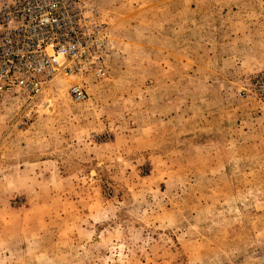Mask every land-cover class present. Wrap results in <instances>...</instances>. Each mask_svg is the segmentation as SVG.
<instances>
[{
	"label": "rangeland",
	"instance_id": "1",
	"mask_svg": "<svg viewBox=\"0 0 264 264\" xmlns=\"http://www.w3.org/2000/svg\"><path fill=\"white\" fill-rule=\"evenodd\" d=\"M105 77L0 107V264H264V0H84Z\"/></svg>",
	"mask_w": 264,
	"mask_h": 264
},
{
	"label": "built area",
	"instance_id": "2",
	"mask_svg": "<svg viewBox=\"0 0 264 264\" xmlns=\"http://www.w3.org/2000/svg\"><path fill=\"white\" fill-rule=\"evenodd\" d=\"M104 25L84 0H0V107L11 91L36 97L59 75L76 79L73 101L87 98L83 76L100 82Z\"/></svg>",
	"mask_w": 264,
	"mask_h": 264
}]
</instances>
